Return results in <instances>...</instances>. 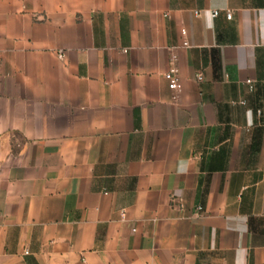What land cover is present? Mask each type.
<instances>
[{"label": "crops", "instance_id": "crops-1", "mask_svg": "<svg viewBox=\"0 0 264 264\" xmlns=\"http://www.w3.org/2000/svg\"><path fill=\"white\" fill-rule=\"evenodd\" d=\"M0 264H264V0H0Z\"/></svg>", "mask_w": 264, "mask_h": 264}, {"label": "built area", "instance_id": "built-area-1", "mask_svg": "<svg viewBox=\"0 0 264 264\" xmlns=\"http://www.w3.org/2000/svg\"><path fill=\"white\" fill-rule=\"evenodd\" d=\"M194 13L198 14L199 12L195 11ZM210 14H211V16L214 17V16H217L219 14V12H218V10H212ZM226 16L228 18H230L231 17V12L227 11ZM182 33L184 34L185 31L183 30ZM183 44L186 45L187 42L184 41ZM57 54H58V57H60V58L63 57V51L62 50H59ZM164 77H165V79L168 82L169 89H171L173 91H179L181 89V83H180L179 78L177 76L176 68H174V67L169 68V70L164 73ZM197 78L199 80H201L202 79V74L198 73Z\"/></svg>", "mask_w": 264, "mask_h": 264}, {"label": "trees", "instance_id": "trees-1", "mask_svg": "<svg viewBox=\"0 0 264 264\" xmlns=\"http://www.w3.org/2000/svg\"><path fill=\"white\" fill-rule=\"evenodd\" d=\"M29 263H30V261H29Z\"/></svg>", "mask_w": 264, "mask_h": 264}]
</instances>
